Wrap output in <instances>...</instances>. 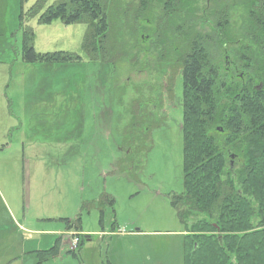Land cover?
Listing matches in <instances>:
<instances>
[{"label": "rangeland", "instance_id": "rangeland-1", "mask_svg": "<svg viewBox=\"0 0 264 264\" xmlns=\"http://www.w3.org/2000/svg\"><path fill=\"white\" fill-rule=\"evenodd\" d=\"M11 1L13 22L21 12L27 18L20 45L29 28L37 51L71 53L81 61L50 64L60 66H49L51 77L45 80H50L48 86L66 89L65 122L50 126L49 135L63 139V145H48L46 154L37 151L23 158L22 141L29 150L37 134L33 129L25 139L11 131L0 139V264H186L187 227L173 205L184 192L181 57L164 53L160 32L145 28V21L137 34L132 9L138 0H121V8L131 10V24L124 33V52L113 54L115 66L90 62L83 50L85 24H40L41 14L28 17L38 0ZM59 1L48 0L45 8ZM184 1L189 23L196 22L194 31L214 39L206 38L205 51L221 73L218 81L241 76L242 47H251V66L255 65L260 53L256 44L262 38L251 37L250 12L257 0ZM157 2L151 11L157 17L151 20L160 23L166 19L161 11L164 0ZM218 7L226 11L229 22L221 34ZM222 33L224 38L233 35L234 42L219 39ZM168 39L174 43L172 36ZM34 76L26 78V84L36 85ZM159 98L161 107L153 109L151 118L157 128L128 150L123 132L131 102L140 99L151 109ZM54 112L52 124L57 119ZM39 140L38 136L37 146L46 145ZM72 235L81 239L77 249ZM60 236L67 237L62 241ZM57 244L58 250L48 253Z\"/></svg>", "mask_w": 264, "mask_h": 264}, {"label": "trees", "instance_id": "trees-1", "mask_svg": "<svg viewBox=\"0 0 264 264\" xmlns=\"http://www.w3.org/2000/svg\"><path fill=\"white\" fill-rule=\"evenodd\" d=\"M47 1L38 0L28 17L41 14L39 21L44 25L56 20L66 25L85 24L83 50L90 62L115 66L113 54L124 52L122 41L131 24L129 6L121 8V0H60L45 8ZM138 1L132 9L137 34L139 19L152 10L151 0ZM173 1L158 31L168 55L178 54L182 60L184 192L173 205L187 227L186 264H264V0L252 3L250 12L251 37L262 38L256 44L259 59L251 66L254 53L251 47H242L238 55L241 76L231 77L229 82L218 81L221 73L205 51L206 38L214 39L194 31L196 22L191 19L189 23L184 0ZM220 9L216 17L221 34L227 32L229 22L226 11ZM25 15L21 12L19 16L22 29ZM229 34L218 37L234 42ZM33 42L34 33L26 28L22 41L26 63L81 61L71 53H37ZM173 80L168 82L169 94ZM161 104L160 98L151 109L140 99L131 102L129 124L123 132L128 150L134 149L138 139H148L151 130L157 128L151 118ZM59 244L48 253L56 252ZM80 245L81 239L77 248Z\"/></svg>", "mask_w": 264, "mask_h": 264}, {"label": "crops", "instance_id": "crops-1", "mask_svg": "<svg viewBox=\"0 0 264 264\" xmlns=\"http://www.w3.org/2000/svg\"><path fill=\"white\" fill-rule=\"evenodd\" d=\"M14 6L15 3L13 4L11 0H0V139L5 137L9 131L21 134V139H25L29 130L33 129V132L37 134L29 150L25 146V142L21 140L22 156L27 158L30 155L34 156L37 151H40L38 153L40 155L46 154L48 145L59 146L64 144V140L60 137L49 135L50 126L56 125L59 127L62 121L65 122L67 103L63 95L66 89L65 87L61 88L60 84L48 86L50 80L45 81L51 77L49 66L54 67L58 64H31L23 60L22 43L20 45V39L18 38L22 30L20 21L19 26L17 24L18 17L13 22L15 16ZM34 49L37 53L46 54L40 50L37 51L36 48ZM33 74H35L34 83L36 85L26 84V78L28 79ZM30 85L32 87H29ZM52 110H55L54 114L57 117L56 120L54 119L55 124L50 121ZM38 136L41 144L46 145L37 146ZM10 147H13V145ZM5 149L9 150L7 147ZM29 174H32V171H29ZM69 235L68 238H70ZM64 237L60 236V239L63 241Z\"/></svg>", "mask_w": 264, "mask_h": 264}, {"label": "flooded vegetation", "instance_id": "flooded-vegetation-1", "mask_svg": "<svg viewBox=\"0 0 264 264\" xmlns=\"http://www.w3.org/2000/svg\"><path fill=\"white\" fill-rule=\"evenodd\" d=\"M157 1L158 0H151V4H150L151 5V9L153 7H155V5L158 3ZM173 2H174L173 0H164V2H162L163 6H161V8H162L161 11L164 12V14H165V10H167L168 8H170L171 7L170 6L171 3H173ZM151 11H154V10H151ZM152 17H154V19H155L157 17V15H154L153 12H151L149 15H147V16L144 15L143 17H141L139 19V22H138L139 27H141V24L143 23V21H145V24H144V27L145 28H147V29H154V27H156L157 29H159L160 28V26H159L160 23L157 22V21L151 20ZM145 33H149L148 30H146ZM142 38L144 39V37H142ZM146 38H147V40L152 39L151 37H147V36H146ZM162 46H164L163 52L166 53L167 52V48H166L167 46L166 45H162Z\"/></svg>", "mask_w": 264, "mask_h": 264}, {"label": "built area", "instance_id": "built-area-1", "mask_svg": "<svg viewBox=\"0 0 264 264\" xmlns=\"http://www.w3.org/2000/svg\"><path fill=\"white\" fill-rule=\"evenodd\" d=\"M79 244V239L78 238H75V241H74V249H77V246Z\"/></svg>", "mask_w": 264, "mask_h": 264}, {"label": "water", "instance_id": "water-1", "mask_svg": "<svg viewBox=\"0 0 264 264\" xmlns=\"http://www.w3.org/2000/svg\"><path fill=\"white\" fill-rule=\"evenodd\" d=\"M234 1H236V0H234Z\"/></svg>", "mask_w": 264, "mask_h": 264}]
</instances>
